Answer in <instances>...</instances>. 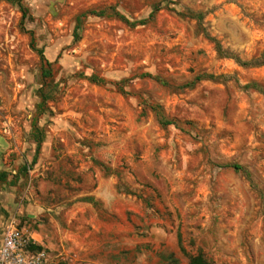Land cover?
Listing matches in <instances>:
<instances>
[{
	"label": "rangeland",
	"instance_id": "374dc122",
	"mask_svg": "<svg viewBox=\"0 0 264 264\" xmlns=\"http://www.w3.org/2000/svg\"><path fill=\"white\" fill-rule=\"evenodd\" d=\"M0 175L56 264H264V0H0Z\"/></svg>",
	"mask_w": 264,
	"mask_h": 264
},
{
	"label": "built area",
	"instance_id": "2783aa9c",
	"mask_svg": "<svg viewBox=\"0 0 264 264\" xmlns=\"http://www.w3.org/2000/svg\"><path fill=\"white\" fill-rule=\"evenodd\" d=\"M39 249V250H38ZM0 264H56L25 228L9 223L3 231Z\"/></svg>",
	"mask_w": 264,
	"mask_h": 264
},
{
	"label": "trees",
	"instance_id": "16d2710c",
	"mask_svg": "<svg viewBox=\"0 0 264 264\" xmlns=\"http://www.w3.org/2000/svg\"><path fill=\"white\" fill-rule=\"evenodd\" d=\"M41 60H42V63H43V68H42V76L44 78H46L47 76H49L50 74V66L51 64H49L47 61L44 60L43 56H42V53L41 52H38ZM37 140V139H36ZM38 143V146H39V143H40V140L36 141ZM238 170V168H235ZM2 178V175H0V179ZM39 250V249H38ZM190 264H210L208 262H206L205 260H203L201 257H195V258H190Z\"/></svg>",
	"mask_w": 264,
	"mask_h": 264
},
{
	"label": "crops",
	"instance_id": "0c3cea01",
	"mask_svg": "<svg viewBox=\"0 0 264 264\" xmlns=\"http://www.w3.org/2000/svg\"><path fill=\"white\" fill-rule=\"evenodd\" d=\"M2 235H3V233H2ZM1 241H2V236H1V240H0V245H1Z\"/></svg>",
	"mask_w": 264,
	"mask_h": 264
}]
</instances>
